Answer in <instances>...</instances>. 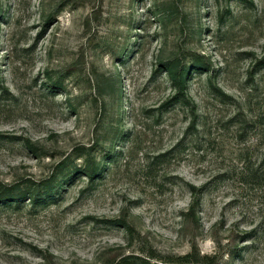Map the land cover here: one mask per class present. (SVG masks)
Masks as SVG:
<instances>
[{
  "label": "rangeland",
  "instance_id": "rangeland-1",
  "mask_svg": "<svg viewBox=\"0 0 264 264\" xmlns=\"http://www.w3.org/2000/svg\"><path fill=\"white\" fill-rule=\"evenodd\" d=\"M0 264H264V0H0Z\"/></svg>",
  "mask_w": 264,
  "mask_h": 264
},
{
  "label": "trees",
  "instance_id": "trees-1",
  "mask_svg": "<svg viewBox=\"0 0 264 264\" xmlns=\"http://www.w3.org/2000/svg\"><path fill=\"white\" fill-rule=\"evenodd\" d=\"M171 78L173 81L177 82V85L179 88L182 89L183 87V84L180 83V81L182 80V73L181 72H174L172 75H171ZM10 192V190H6V192H4L6 195H9L8 193Z\"/></svg>",
  "mask_w": 264,
  "mask_h": 264
}]
</instances>
